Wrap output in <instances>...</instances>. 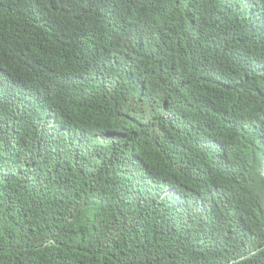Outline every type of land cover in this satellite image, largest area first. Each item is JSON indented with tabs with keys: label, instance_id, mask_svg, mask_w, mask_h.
Instances as JSON below:
<instances>
[{
	"label": "trees",
	"instance_id": "obj_1",
	"mask_svg": "<svg viewBox=\"0 0 264 264\" xmlns=\"http://www.w3.org/2000/svg\"><path fill=\"white\" fill-rule=\"evenodd\" d=\"M0 264H264V0H0Z\"/></svg>",
	"mask_w": 264,
	"mask_h": 264
},
{
	"label": "clouds",
	"instance_id": "obj_2",
	"mask_svg": "<svg viewBox=\"0 0 264 264\" xmlns=\"http://www.w3.org/2000/svg\"><path fill=\"white\" fill-rule=\"evenodd\" d=\"M229 69H230L231 71H233V70H234V65L231 66Z\"/></svg>",
	"mask_w": 264,
	"mask_h": 264
},
{
	"label": "bare ground",
	"instance_id": "obj_3",
	"mask_svg": "<svg viewBox=\"0 0 264 264\" xmlns=\"http://www.w3.org/2000/svg\"><path fill=\"white\" fill-rule=\"evenodd\" d=\"M86 236V235H85Z\"/></svg>",
	"mask_w": 264,
	"mask_h": 264
}]
</instances>
